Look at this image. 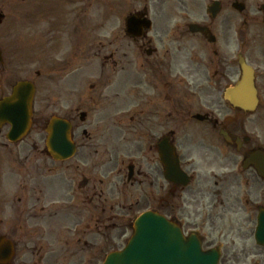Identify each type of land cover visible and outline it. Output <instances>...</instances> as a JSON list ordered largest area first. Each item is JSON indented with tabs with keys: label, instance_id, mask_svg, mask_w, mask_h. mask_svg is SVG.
<instances>
[{
	"label": "flooded vegetation",
	"instance_id": "1",
	"mask_svg": "<svg viewBox=\"0 0 264 264\" xmlns=\"http://www.w3.org/2000/svg\"><path fill=\"white\" fill-rule=\"evenodd\" d=\"M163 3L159 25L131 38L123 31L118 55L112 51L104 57L110 66L91 67L90 2L66 0L72 16L63 28L71 25L74 39L85 44L75 45V53L60 64L68 66L79 56L83 62L42 75L47 84L56 81L64 102L66 90L78 96L79 107L60 114L72 125L76 150L62 172H49L66 182L69 200L64 202L75 212L92 214L94 200L109 198L107 208L124 209L122 199L140 196L186 236H196L203 250H216L218 264H264V244H257L254 234L264 211V176L252 167L238 169L245 156L264 152V47L256 46L264 41V1L247 2L240 28L234 15L220 25L222 12L212 17L197 0ZM144 14L149 16L147 7ZM195 24L202 30L192 31ZM239 55L254 67L258 106L252 114L229 107L221 96L239 78ZM253 126L256 133H247ZM122 148L126 155L120 157L116 150ZM118 158L116 181L98 176ZM171 158L186 173L187 184L168 178ZM40 177L41 172L26 173L27 182L17 188L6 184L0 128V236L12 245L10 264H48L63 243L60 232H55L56 247L50 243L39 222L49 207L47 183L31 181ZM49 202L54 209L48 216L54 217L59 211L52 204L60 201ZM71 235V241L90 245L84 232L71 229Z\"/></svg>",
	"mask_w": 264,
	"mask_h": 264
},
{
	"label": "rangeland",
	"instance_id": "2",
	"mask_svg": "<svg viewBox=\"0 0 264 264\" xmlns=\"http://www.w3.org/2000/svg\"><path fill=\"white\" fill-rule=\"evenodd\" d=\"M257 1L262 2L264 0ZM202 3L204 5L205 1L202 0ZM121 4L123 5V8L120 7L118 0H114L110 3H108V1L107 3L105 2L103 4L104 7H101L99 4H95V6L89 8V15L92 17L91 27L93 34V47L91 54H98V56L93 57L94 67L106 66L103 62L104 60L101 58L102 55H108L112 51L118 55L119 44L121 42V38L119 37L121 32H119V30L120 28H123V17H125L126 12L132 8V5L128 7L129 5L125 6V3ZM148 4H150V6L153 4L155 10H158V0H150ZM48 7L49 5L47 8ZM62 7V18H64V16L65 18L71 17L72 14L67 15L70 12V9L64 6ZM44 8L46 9V7ZM0 11H3L5 15L2 20V24H0V46L4 60V66H0V97L2 95H6L10 91L12 84L16 82V80L20 79L28 78L34 81L37 89L35 93L36 97L33 103V127L31 128L29 135L16 146L8 143L9 148L15 152L10 155L9 162H4V170L6 175H8L12 186L19 185L22 182H27L22 180L23 177L21 174L24 173L23 170H29L27 173H30V177H36L37 172L42 170V174L46 176V178L43 179L51 181L52 179L48 177L47 174L48 169L53 168L54 170L61 172L65 169L64 165L67 162L55 163L52 159L45 155L44 141L46 139V133L44 131V123L50 118L51 114L60 115L64 109L68 110L70 107H79L76 103L78 96L75 95V90H66L67 98L64 102L61 98V93L56 81L50 80L47 84L44 82L45 78L43 75L36 76L35 73L37 71L47 72L69 70L72 69V66L75 67L74 63H69L72 66L70 65L68 68L64 67L63 69H58L59 62H64L71 54L75 53H72L73 50L71 48V46H74L75 43L70 41L72 40L71 37L68 39L63 32L60 33V29H56L58 30L56 34H54V32L49 33L47 31L50 30L48 29L50 23L56 20H54L52 16H45L44 18L38 17L37 12L39 11V7L36 0H0ZM228 13L229 12H226L225 16H227ZM100 15H103L105 19L104 28L97 27L98 22L101 19ZM231 18L232 17H226L224 19L227 21ZM234 18L235 21H237L241 18V15H238L237 13ZM224 23L228 25L225 21ZM51 25L53 24L51 23ZM69 28L71 29V26H69ZM54 35L60 37L58 39L59 42H61L60 50H56L54 47L57 42L52 38ZM103 36H106L107 38L104 39ZM27 37L29 40H26ZM40 40L46 42L44 44L45 47L39 45ZM29 41L34 44L36 43V47L29 44ZM66 41H68V44L70 45L65 47L64 44L67 43ZM101 41L105 44L104 46L100 45L99 42ZM107 42H111L110 45L107 44ZM52 47L54 48L52 49ZM78 62H82V60H79ZM6 132L7 128L1 130L2 142L5 143L6 141L4 140V135ZM249 132L256 133L255 127H253ZM2 149L3 153L7 152V150L3 147ZM126 150L127 149L122 148L116 151L121 157L126 155ZM14 154L17 159L18 157L20 159L16 160L12 158ZM89 155L90 153H88V156ZM126 159L127 158H124V160ZM22 165L24 167L23 169ZM42 166L43 168L41 169ZM120 166L118 158L116 163L110 162L106 165L105 169L98 171V176H101L104 179L108 178L116 181L110 171H115ZM37 168L39 170H37ZM18 173L20 175H18ZM57 186L60 187L61 184L58 183ZM61 190L62 189H60V191ZM49 195L52 196L53 194ZM134 198L129 197L126 201L125 199H122V203L125 204V209H121L118 205L117 207H114L115 209L113 210V214L108 212L107 208L110 200L104 205L101 200H98L94 202V205L97 204L100 207L104 206L107 209L104 215H101L100 209L96 208L93 211L92 218H89L90 214H85L84 212L79 213V216L75 218V210L73 208L66 207H62L61 210L63 211L60 216L48 217L45 215L42 222L45 221L46 225H48L46 232H48L52 238L55 234L56 221L59 222L60 232L64 235V238L70 235V231H68L67 228H74L77 222L79 224H85L86 221H91L92 223L90 222V225L100 226V230L103 233L100 238L97 236L99 240L94 234L90 238V240L93 239V241L94 238H97L96 245H93L94 251H91L94 252L95 255L88 250H81V244H75L72 242L68 247V244L64 245L63 248L60 246L56 251V255L51 257V260L58 257L59 262L56 264H85V262H89L90 264H99L100 259L107 252H109L110 249L120 248V246H123L130 237L132 232L130 222L136 215L139 214V209H143L145 207L144 203L140 201L139 206L134 205L132 209H127V203L129 201H132L133 203ZM111 214L115 215L116 218H112L113 216H111ZM103 219L105 220L104 222L102 221ZM98 221L101 222V224ZM59 244L62 245V243ZM51 260H49L48 264H52Z\"/></svg>",
	"mask_w": 264,
	"mask_h": 264
},
{
	"label": "water",
	"instance_id": "3",
	"mask_svg": "<svg viewBox=\"0 0 264 264\" xmlns=\"http://www.w3.org/2000/svg\"><path fill=\"white\" fill-rule=\"evenodd\" d=\"M242 74L240 82L227 90L224 96L234 106L252 110L256 103L255 89L252 74L243 63ZM33 95L32 84L18 82L11 96L0 101V122L10 124L11 129L7 138L12 141L18 140L29 129ZM69 129L70 125L56 117L48 124L46 147L49 155L55 159L62 160L73 154L74 146L70 141ZM132 229L133 234L125 247L120 251L110 252L102 264L217 263V254L212 251L202 252L195 239L182 237L179 227L162 215L152 211L143 212L133 222ZM256 234L258 240L264 234L263 215L259 219Z\"/></svg>",
	"mask_w": 264,
	"mask_h": 264
}]
</instances>
